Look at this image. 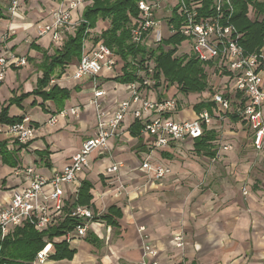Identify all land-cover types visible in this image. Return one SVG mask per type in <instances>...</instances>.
Masks as SVG:
<instances>
[{"label":"crops","instance_id":"obj_1","mask_svg":"<svg viewBox=\"0 0 264 264\" xmlns=\"http://www.w3.org/2000/svg\"><path fill=\"white\" fill-rule=\"evenodd\" d=\"M60 1L24 0L15 17L7 11L9 0L5 4L0 1V56L14 54L28 60L24 67H10L0 81V112L4 106L9 105L13 97L35 90L42 77L38 65L43 54L33 45L47 50L49 54L60 49L52 44L49 35L39 37L37 31V24L47 21L50 11ZM99 23L102 25L101 21ZM70 66L73 70L69 76L76 69V64ZM68 68L69 66L65 68L60 79L53 78L60 87L71 91V98L65 102L64 108L85 105L78 120L61 119L56 126L47 125L58 111L55 103L31 96L24 100L21 107L12 105L10 116L31 119L38 129L33 141L25 145L12 143L8 135L9 125H0V144H5L12 160L16 162V166H11L3 161L0 145V207L10 202L15 191L23 192L26 187L23 178L15 175L17 168L34 166L41 174L51 177L54 171H60L68 164L82 142L95 132V129L87 132L89 123L94 128L96 125L94 109L87 106L92 95L91 81L64 80V75L69 77L66 74ZM108 85L110 87L106 89L110 92V98H126L125 85L116 81H109ZM178 92L182 93L180 90ZM185 98H181V113ZM201 103L212 106L210 110L207 107L203 109L213 116L212 124L205 134L213 131L216 135L207 151H197L195 141L174 143L165 150L154 151L150 136L143 133L135 136L132 133L131 127L136 121L131 115L128 116L120 135L111 141V153L94 159L91 169L79 176V187H64L65 201L67 205L73 206L78 204L83 181L90 182L93 186L90 190L92 200L89 205L84 206L92 207L98 218L107 215L111 207H116L122 214L121 218L116 219L118 227L96 219L89 235L101 241L99 247L94 246L87 238L75 241L68 244L71 250H76L72 260L49 259L46 264H144L150 261L144 254V244L159 251L160 264H264V187L261 186L264 184V173L256 169V178L251 180L248 175L254 170L252 163L241 164L239 160L229 158L241 147L240 142L245 143L247 140L246 146L253 147V139L249 138L252 131L242 118L238 121L231 118L234 112H231L230 118L226 116L221 119V110L209 98L201 99L199 104ZM236 104L237 99H234L233 106ZM194 107L192 114L188 112V118H177L179 111L174 119H194L197 115ZM36 111L41 113L37 115ZM221 120L229 122V125L223 131L227 141L219 146ZM140 125L142 130L143 124ZM225 146L233 147L225 150ZM186 149L202 158H188ZM247 152L249 156L254 154L251 150ZM42 153L44 155H40ZM149 154L154 163L168 167L171 173L166 180L146 185L141 172L133 169L139 167V163ZM192 154L191 157H194ZM97 161L100 163H96ZM117 163L122 164L118 173L103 174ZM237 170L247 172V179L252 184H258L260 189L253 192L248 187L246 189L249 192L244 195L237 188L239 184L232 186L229 180ZM143 172L151 175L144 170ZM237 176L240 179L246 177L238 172ZM117 179L127 186L126 190H112L118 185ZM173 180H179L180 184ZM141 227L145 229L143 234L139 232ZM178 234L183 236L182 248L175 245L174 237ZM63 241V237L50 241L53 254L54 244Z\"/></svg>","mask_w":264,"mask_h":264},{"label":"built area","instance_id":"obj_2","mask_svg":"<svg viewBox=\"0 0 264 264\" xmlns=\"http://www.w3.org/2000/svg\"><path fill=\"white\" fill-rule=\"evenodd\" d=\"M211 14H204V0H139L138 15L129 14L128 28L132 44L146 48L148 54L144 64L138 67V80L125 85L126 98H110V92L103 88L99 80L115 81L123 75V60L101 39L102 32L109 25L108 20L100 19L103 28L99 36L93 37L94 29L88 27L82 43V54L76 63V69L64 80L82 81L89 79L92 95L87 104L94 109L96 125L92 137L85 139L62 170H56L51 177L41 174L34 166L19 167L15 171L25 183L23 192L15 191L10 202L0 207L1 239L11 236L17 228L31 225L40 232H47L59 226L71 217L78 223L68 230L63 240L67 244L86 239L97 214L90 206L67 205L64 187H79V176L91 169L89 157L105 156L111 153V141L122 132L128 116L142 123L141 133L153 139V150L162 151L174 143L196 141L204 136L212 124L213 116L208 110L197 113L194 119L177 121L174 116L181 109L179 91L167 97L166 83L155 78V62L149 53L164 46L169 38L180 35L184 40L177 46L190 49L192 57L202 63L206 76L216 75L225 79L221 87H213L210 92L212 101L219 107L221 119L234 112L248 123L253 133V147L264 149V47L259 53L247 54L240 44L242 34L238 33L230 22L233 13V0H210ZM24 0H9L7 11L15 17L21 10ZM93 4V0H61L50 11L49 19L37 24L39 37L49 35L56 48H61L69 36L75 35L82 23L84 10ZM252 10V9H250ZM182 56L184 54L182 53ZM122 60L120 64L118 60ZM28 64L26 57L14 54L0 56V81L12 66L20 68ZM65 76V75H64ZM57 80L53 78L51 85ZM118 83V82H117ZM158 84L160 85L157 86ZM210 87V83L208 81ZM166 95V96H165ZM234 99L237 104L233 106ZM85 105L64 108L55 113L47 122L53 127L61 119L75 121L81 117ZM38 132L29 117L22 122L10 125L9 139L12 143L28 144ZM231 150V146H225ZM122 164L109 167L106 175L118 173ZM144 171L155 180H163L170 169L154 163L151 154L141 162ZM248 191L244 192L247 195ZM143 234L144 227L139 229ZM45 248L38 252L31 264H46L53 255L52 243L45 238ZM178 248L184 246L183 236L174 237ZM144 254L150 259L144 264H160L159 251L144 244Z\"/></svg>","mask_w":264,"mask_h":264},{"label":"trees","instance_id":"obj_3","mask_svg":"<svg viewBox=\"0 0 264 264\" xmlns=\"http://www.w3.org/2000/svg\"><path fill=\"white\" fill-rule=\"evenodd\" d=\"M1 1V0H0ZM139 0H93V4L84 10L83 18L87 23H82L75 35L69 36L63 47L56 49L53 54L37 45L33 47L42 52L43 59L38 65L42 72V77L37 82V87L32 92L22 94L19 97H13L8 106H4L0 112V125H13L22 122L24 117L10 116V107L16 105L22 106L24 100L31 96L41 98L44 102L52 101L55 103L58 113L65 107V102L71 98V91L62 88L58 84L51 85L53 77L61 78L66 67L80 60L82 54V43L88 27L94 29L97 26L98 19L108 20L109 25L106 31L102 32L101 39L123 60V75L115 80L121 84H127L138 80L136 71L138 67L135 63L144 64L147 57V50L144 47L136 46L131 42V32L128 28L129 14L138 15L137 2ZM204 14H211V1L204 0ZM233 13L230 22L235 26L238 33L242 34L240 44L247 54L259 53L264 47V0H233ZM252 9V10H250ZM1 11V9H0ZM251 11L255 17H250ZM1 17V14H0ZM184 40L180 35H175L165 41L166 45L173 46L169 51L162 50L159 47L156 51L149 53L155 62V78L157 80L167 81L165 90L169 91L171 86H177L184 94L204 92L208 88V81L202 64L195 59L187 57L176 58L177 46ZM164 44V45H165ZM158 84L157 86H159ZM205 107L210 108L208 104H197L194 108L197 113ZM54 113V114H55ZM234 121L240 120V116L232 114ZM132 133L140 136L141 125L135 122L132 125ZM216 135L213 131L207 132L202 138L195 141L197 151H207L210 142L215 140ZM1 155L3 161L11 166H16L12 160L11 154L6 150L5 144L1 143ZM44 155V153L40 154ZM49 166V164H48ZM92 184L83 181L79 191L78 204L89 205L92 200L90 190ZM122 214L116 207H111L107 215L101 218L112 227H118L116 219L121 218ZM78 223L71 217L59 226L50 229L47 232H40L31 225H25L17 228L13 235L1 239L0 232V264H31L39 251L43 250L47 244L45 238L53 241L54 238H61L64 234L73 229ZM90 243L99 247L101 241L89 235L87 237ZM55 253L50 256L51 260H72L76 250H71L66 242L55 243Z\"/></svg>","mask_w":264,"mask_h":264},{"label":"rangeland","instance_id":"obj_4","mask_svg":"<svg viewBox=\"0 0 264 264\" xmlns=\"http://www.w3.org/2000/svg\"><path fill=\"white\" fill-rule=\"evenodd\" d=\"M6 1V0H5ZM5 1L4 0H1V3H3V4H5ZM250 17L252 18V19H254V17H255V14H254V12L253 11H251V14H250ZM100 19L101 18H99L98 19V22H97V26H96V28L94 29V33L92 34V36L93 37H97V36H99L100 34H99V32H100V30L103 28V23H102V25H101V23H99L100 22ZM173 48V46H170V45H164V46H162V50H164V51H169L170 49H172ZM179 51L178 52H176V54H175V57L176 58H183V57H187L188 59H190V58H192V59H194L193 57H192V52H191V50L190 49H183V47L181 46L179 49H178ZM182 53L184 54V56H182ZM119 61V63L121 64L122 63V60H118ZM198 61V60H197ZM78 62V60L77 61H75L74 63L76 64ZM202 64V63H201ZM203 66V65H202ZM71 70H73V67H71V66H69V68L67 69V76H69V74H70V71ZM65 77V76H64ZM207 77V81H209V83H210V87H209V85H208V88L204 91V92H198V93H190V94H184V93H179V92H177V89H176V87L175 86H171L169 89V91H167L166 93H167V97H169V96H172L173 94H175L176 92H177V96L178 97H180V98H183L184 99V97H186L185 98V103H184V109H183V112L181 113V111H180V115H178L177 116V114H176V116H177V118H179V119H183V118H188V116L190 115V114H192L193 112H194V110L192 109L195 105H197V104H199V102H200V100L201 99H204L205 97H207V98H209L210 100H211V102H212V97H211V92H210V90L213 88V87H221L224 83H225V79H220V77H218V76H216V75H209V76H206ZM73 81V80H72ZM161 81H162V84L163 83H167V81L166 80H164V78H162L161 79ZM99 82H100V84L102 85V87L103 88H108V87H110L108 84H109V81H106V80H104V79H101V80H99ZM1 83L2 82H0V85H1ZM5 82H3V84H4ZM61 83H63V82H61ZM69 85H71V83H69ZM160 87H161V85H160ZM166 96V95H165ZM183 96V97H182ZM173 97V96H172ZM181 103V102H180ZM188 112H190V114L188 113ZM35 113H37V115H39L41 112L40 111H36ZM34 113V114H35ZM179 114V113H178ZM37 115H36V117H37ZM175 116V117H176ZM228 118H230V116H231V113H229L228 115ZM222 121V124L221 125H219L220 126V128L219 129H221V131H222V133L220 134V139H219V146H221L222 145V142H225V141H227V138H225L224 137V135H223V131H224V129H225V127L226 126H228L229 125V122H225V121H223V120H221ZM228 127H226V129H227ZM87 132L89 131H92L93 129H95L92 125L90 126V123L88 124V126H87ZM253 134L252 133H250V135H249V138H251V139H253ZM247 140L245 141V143H243V142H240V148L239 149H237L234 153H232L231 155H230V157L229 158H231L232 160H239L240 162H241V164H245V163H252V165H253V168L252 169H254V170H251L250 171V173H249V177L251 178V180H253V179H255L256 178V172H255V170L256 169H258V170H260V171H263V173H264V149L263 150H261V151H258V150H256L254 147H252V148H248L247 146ZM233 147V146H232ZM245 149V151H243ZM248 150H251V151H253V155H251V156H249L248 155ZM193 153V151L192 150H190V149H186V154H187V156H188V158H191V159H197V158H202V156H197V155H193L192 154ZM191 154H192V156H194V157H191ZM234 155V156H233ZM107 157H109V155H107ZM227 157V156H226ZM96 158V155L95 154H92L90 157H89V161H90V163L91 164H93L94 163V159ZM106 158V157H105ZM228 158V157H227ZM103 159V158H102ZM102 159H99V160H102ZM102 162V161H101ZM96 163H100V161L98 162H96ZM139 167H137V168H135V169H133V171H137V172H141V175L143 176V178H145V180H146V185L149 183V182H158V181H161V180H155V179H153L152 177H151V175L150 176H148L145 172H143V168L141 167V164L139 163ZM94 166H95V164H94ZM240 170V169H239ZM237 172H238V174L239 175H241V176H246L245 178H242V179H240V178H238V176H237ZM237 172H236V174H234V175H232V178L229 180V182L231 183V185L232 186H235L236 187V185L237 184H239V185H237V188L239 189V190H241V193L242 194H244V192L245 191H248V189L249 188H251L252 189V191L253 192H256V190L257 189H260V187L258 186V184H252V182H250V180H248L247 179V172H241V171H238L237 170ZM170 173H171V171H170ZM242 173V174H241ZM171 176H173V175H171ZM170 176V177H171ZM168 178V177H167ZM166 178V179H167ZM166 179H163V180H166ZM237 179V180H236ZM175 183L176 182H179V180L178 181H175V180H173ZM117 182H118V185L115 187V188H113L112 190L113 191H116V192H120L121 190H126V188H127V186L122 182V180H120V179H117ZM179 184H180V182H179ZM179 184H177V186L179 185ZM205 185H204V183H203V185H202V187H204ZM261 186H263L264 187V184H261ZM249 187V188H248ZM233 188V187H232ZM246 188H248V189H246ZM249 192V191H248Z\"/></svg>","mask_w":264,"mask_h":264}]
</instances>
